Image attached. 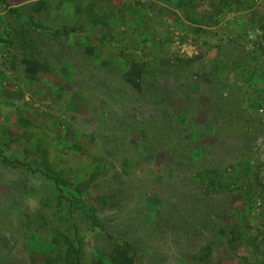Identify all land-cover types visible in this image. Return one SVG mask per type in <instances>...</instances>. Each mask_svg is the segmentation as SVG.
I'll return each mask as SVG.
<instances>
[{
    "label": "rangeland",
    "instance_id": "obj_1",
    "mask_svg": "<svg viewBox=\"0 0 264 264\" xmlns=\"http://www.w3.org/2000/svg\"><path fill=\"white\" fill-rule=\"evenodd\" d=\"M0 0V264H264V0Z\"/></svg>",
    "mask_w": 264,
    "mask_h": 264
},
{
    "label": "trees",
    "instance_id": "obj_2",
    "mask_svg": "<svg viewBox=\"0 0 264 264\" xmlns=\"http://www.w3.org/2000/svg\"><path fill=\"white\" fill-rule=\"evenodd\" d=\"M73 254L75 255L74 256V264H81L79 250H76L75 251V249L73 247H71V248H69L67 250V256L70 257Z\"/></svg>",
    "mask_w": 264,
    "mask_h": 264
},
{
    "label": "crops",
    "instance_id": "obj_3",
    "mask_svg": "<svg viewBox=\"0 0 264 264\" xmlns=\"http://www.w3.org/2000/svg\"><path fill=\"white\" fill-rule=\"evenodd\" d=\"M30 0H21V1H15V2H13V4H19V5H24V4H26V3H28Z\"/></svg>",
    "mask_w": 264,
    "mask_h": 264
}]
</instances>
